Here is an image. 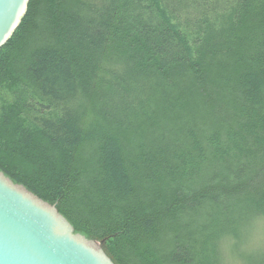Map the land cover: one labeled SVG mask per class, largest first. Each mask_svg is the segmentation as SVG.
<instances>
[{
	"label": "trees",
	"instance_id": "obj_1",
	"mask_svg": "<svg viewBox=\"0 0 264 264\" xmlns=\"http://www.w3.org/2000/svg\"><path fill=\"white\" fill-rule=\"evenodd\" d=\"M0 171L114 264H264V0H29Z\"/></svg>",
	"mask_w": 264,
	"mask_h": 264
},
{
	"label": "water",
	"instance_id": "obj_2",
	"mask_svg": "<svg viewBox=\"0 0 264 264\" xmlns=\"http://www.w3.org/2000/svg\"><path fill=\"white\" fill-rule=\"evenodd\" d=\"M29 0H0V50L18 28ZM0 264H114L103 242L76 233L56 205L0 171Z\"/></svg>",
	"mask_w": 264,
	"mask_h": 264
},
{
	"label": "rangeland",
	"instance_id": "obj_3",
	"mask_svg": "<svg viewBox=\"0 0 264 264\" xmlns=\"http://www.w3.org/2000/svg\"><path fill=\"white\" fill-rule=\"evenodd\" d=\"M251 235L249 236V240L246 243L245 240L238 244L237 248L234 250V254L241 249H248V251H256L264 249V222L260 221L257 223V227L251 231ZM247 251V252H248ZM225 259L228 264H242V261L237 258H233L230 252H226Z\"/></svg>",
	"mask_w": 264,
	"mask_h": 264
}]
</instances>
